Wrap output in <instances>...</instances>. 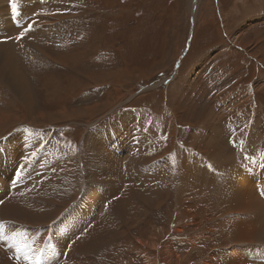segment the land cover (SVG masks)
<instances>
[{"label":"rangeland","instance_id":"rangeland-1","mask_svg":"<svg viewBox=\"0 0 264 264\" xmlns=\"http://www.w3.org/2000/svg\"><path fill=\"white\" fill-rule=\"evenodd\" d=\"M57 1L47 0L36 11L32 5L31 13L27 8L23 13L25 19L45 26L33 38L38 54H23L16 43L11 51L8 48L17 57L14 64L18 60L34 106L29 111L0 79V208L13 196L25 200L28 194L17 196L20 190H36L41 200L50 196L47 191L60 181L48 179L43 188L41 182L63 166L50 157L51 152L59 153L78 176L64 194L62 209L69 203L82 205L92 191L82 205L86 210L79 208L82 218L71 210L66 220L79 216L78 225L84 222L89 233L93 223L100 228L96 232L109 227L111 221L99 216L101 188L112 184L109 170L96 155L90 165L95 177L85 180V174L93 142L107 144L106 136L121 133L125 149L111 154L123 162L115 170V184L152 189L141 191L145 201L136 206L137 212L124 214L109 240L99 247L92 242L80 252L69 251L71 259L58 263L264 264L263 237L242 235L244 225L261 223L260 211L236 210L246 203L238 199H245L249 186V196L257 197L253 202L264 199V0ZM4 4L0 39L15 38L31 48L34 42L21 40L22 33L8 39L2 30H12L10 23L15 22L8 17L21 10ZM214 114L222 118L214 120ZM130 117L143 124L125 123ZM208 162L211 167L204 169ZM33 163L36 176L30 171ZM186 164L193 166L190 171L208 174L191 172L183 178L180 171ZM229 166L241 169L240 179L223 175L225 171L220 174ZM147 172L150 177L144 179ZM34 177L40 189L33 186ZM25 182L31 186L23 187ZM205 184L204 191L200 186ZM221 200L230 201L223 207ZM89 214H94V222ZM114 215L109 217L116 219ZM69 222H60L59 229ZM26 226L0 219V244L7 251L14 247L27 252L40 233ZM237 226L240 237L234 234ZM43 242L42 253L37 254L36 244L32 248L36 264H43L47 249L56 248L49 234ZM60 253L58 258L66 251Z\"/></svg>","mask_w":264,"mask_h":264},{"label":"bare ground","instance_id":"bare-ground-1","mask_svg":"<svg viewBox=\"0 0 264 264\" xmlns=\"http://www.w3.org/2000/svg\"><path fill=\"white\" fill-rule=\"evenodd\" d=\"M2 2L3 1H0V7L2 5ZM26 8H24L22 10L25 11ZM26 11H28V8L26 9ZM11 24L13 25V23H10V25ZM31 28H32V26L30 25L29 29L31 30ZM25 39L26 40L28 39V41H25V42H29V38H24L23 40H25ZM240 45L243 46V44H241V40H240ZM8 48L10 50V47H8V46H5V48L0 47V63H1L0 70L2 71L1 74L4 77H7L9 79L7 82L11 83L15 92L21 96L23 104H27L26 107L30 111V108L33 107L34 105H33L31 93L29 90V86L27 84L28 82L26 79L23 78L24 75H22L20 73L19 66L16 65V63H18V60H16V62L14 64V61L17 57L14 56L13 53H10ZM9 53H10V55H9ZM9 70H10V72H9ZM108 130H109L108 132H110V134H113V131H111L112 129L111 130L108 129ZM102 131H104V130H101L100 132H102ZM97 133H99V132H97ZM38 136H40V135H38ZM32 137H34V136L32 135ZM36 137H34V138H36ZM24 138H26V137H24ZM105 138L108 141L107 144L104 143L103 140L95 141L92 144L93 150L91 151V160L89 162V165L87 164V167H86L85 180H87L88 178L92 179V177H95V174H94V172H92L90 165L91 164L93 165V163H95V158L97 155V160L106 166L107 171L109 170L108 175H110L112 177L111 182L113 184V185L112 184H110V185L106 184L105 185L106 187L101 188L103 190L104 195H109L112 193V195H111L112 197L111 198H105L104 195H103V197H101L99 203L101 205L100 208L102 210H101L100 215H99V213H98V215L100 216V219H102V220H105L106 218H108L111 221V225L109 227L102 228V230H100L99 232H96L100 228L97 224L93 223L94 224L93 228H92L93 232L89 233L91 228L86 226L84 224V222H81V225H78L80 222L78 220L79 216H78V218L74 217L70 222L68 220H66V219H68L69 216L72 215V212H75L76 215H80L82 218L84 213H83V211H80L79 208L84 203L89 201L91 194H92L91 190L93 189V187L90 190L87 189V191L84 194H82V196L86 197L89 194V192L91 191L90 195L88 197H86L84 201H82V203H83L82 205L78 203L76 206L74 203H69V205L67 207L62 209L61 206L65 203L64 194H65L66 190H70L72 185L75 184L76 182H78V176H77V172H76L75 167L66 158V156L59 155V153L55 154V153L51 152L50 157L52 159H54L55 161H57V165L59 163H61L63 166L61 167V169H56L54 171L51 170L52 172H50V174H49L50 178H44L42 180L41 188L44 187L43 183L45 181H47L48 179H53V180H59L60 181L59 184L54 183V185H57L58 189L55 187L54 190L51 189V191H47V194H51V195L50 196L43 195L42 200L39 197V192L36 195V193H35L36 190H31V191H27V192L20 190L19 193L17 194V196L28 194V196L24 197L25 200H19L18 201L17 199L19 197L13 196L12 200L5 202L3 204V206L0 208V219H2L3 221H12L15 225H19V224L25 225L26 224L29 228H31V230L35 231V229H36L35 234L40 233V237H39V239L37 237L36 241L31 245L30 249L25 248V250L28 249L27 252L22 251L21 249L14 248V247L9 248L13 252V256H11V254H12L11 251H7L8 249H6L5 247H3L0 244V261H1V264H36V257L37 256H36V253L33 251L34 249H32V248L36 244L35 248L37 249V254L42 253V251L39 250V246L40 247L44 246L43 241H45L48 234H49V239H51V241H52L50 243L51 247L56 246V248H55V251L54 250H48V249L46 250V255L44 257L45 261L43 260V264L65 263L67 260H69L68 257H70V259H71V255H70L69 251L80 252L79 249L83 248V250H85V249L89 248V245L92 242H95L96 244H98L97 247H99L100 244H103L104 240H107V239L109 240V238H111L115 234V232H116L115 226L117 224H120V222H121L120 220L123 219L124 214L128 210H132L133 212L138 211L139 207H136V206H140V204L145 201V199H144L145 198V195H144L145 192H141V190H135L133 192H127V190L125 188H123L121 185L115 184V182H116L115 181V170L118 169V165H120V167H121V163H120V159H118V161L113 160V157H111V154L115 151H120L122 147H124V149H125L124 135L121 133H117L114 136H106ZM203 138H204V136H203ZM116 140L118 142H116ZM30 145H33V144H30ZM116 146H117V148H116ZM29 150H34V148L29 149ZM44 152H45V150H44ZM44 152L42 151V153H44ZM36 165H37V163L36 164L33 163L32 165H30V169H31L30 171L33 172L35 175H36V171L34 172L33 170H37ZM200 165H202V164H200ZM204 167L209 168L208 166H205V165H204ZM187 168H188V166H187ZM25 170H28V171H26V173L29 172V169H25ZM240 171L238 170V171L232 172V175L239 178V172ZM191 172H198V173L205 174L204 171H198V170L197 171H194V170L190 171L189 170V171H186L185 173H183L182 177L187 178L188 173H191ZM33 173H31L30 176ZM229 175H230V173H229ZM142 177L143 178H149L150 175L147 172V173H143ZM229 177H227V179H229ZM19 178H20V176H19ZM36 178H35V181H36ZM259 178H261V177H259ZM31 179H29V180H31ZM12 183L13 182L10 181L9 185L11 186ZM32 184H33V182H32ZM39 184H40V180L38 181V183L36 181V185L34 184L33 186L35 188L40 189ZM245 184H247L246 186H249L247 183V180H245ZM1 186L4 187L7 185L1 183ZM25 186H31V183L25 182L23 187H25ZM246 189H248V191L244 193L246 195V197L244 194H242V195H244L245 199L241 200L240 196H238V197H240L239 199L237 198L239 201H246V203L241 205L240 207L238 206V209H236V210L247 211V212H251L253 210L254 211H260L262 221H261V223H255L254 225H252V224L244 225L243 227L246 230L244 231V233H242V235H243V237H248V238H251V237H257L258 238L259 237L261 239V237L264 236V199H262L261 201L258 200V201H256V203L253 202V199H257V197L255 198L253 196H249L251 193H253V188L251 190V188L249 186ZM238 190H235V192ZM236 193H238V192H236ZM34 196H35V198H33ZM254 196H255V194H254ZM258 197H260V196H258ZM107 199L110 202H108ZM229 201L230 200H221V201H219V204L223 205V207H226L227 202L229 203ZM250 201L252 203H250ZM47 203H51V204L46 205ZM231 203H230V206H232ZM238 205H239V203H238ZM45 206L49 210H46V211H42L43 209L40 210V208H44ZM233 206H236V205H233ZM82 208L84 210H86V208L84 206H82ZM71 210H73V211L71 212ZM113 213L115 214L114 217H116V219L109 217V216H112ZM93 215L94 214L87 215V216L91 217L90 218L91 222H94V220H95V218L93 220ZM64 220L66 222H69L68 225L64 226V228L67 229V231H65L64 228L59 229V226H60L59 223L64 221ZM102 220H101V223H102ZM83 224L85 226H83ZM102 225H103V223H102ZM242 229H241V231H242ZM237 230H238V232H235L234 234L237 237H240V234H239L240 230H239L238 226H237ZM86 234H88V235L84 237V235H86ZM61 239H63L62 242H61ZM22 245L24 247L26 246V244L25 245L22 244ZM97 247H96V249H97ZM62 251H66V254L62 255L61 257L58 258V256H60V254H61L60 252H62ZM27 253H28V256H27ZM43 254H45V252H43ZM56 258H58V259L56 260ZM59 259L61 260V263H58Z\"/></svg>","mask_w":264,"mask_h":264},{"label":"crops","instance_id":"crops-1","mask_svg":"<svg viewBox=\"0 0 264 264\" xmlns=\"http://www.w3.org/2000/svg\"><path fill=\"white\" fill-rule=\"evenodd\" d=\"M1 1V0H0ZM3 2L5 3L4 4V6L3 7H8V8H10V9H17V8H19V7H23L22 9H24V8H28V13H31V6L33 5L35 8H37L38 6H41L40 4L41 3H43L44 5H46V3H47V0H3ZM18 10L17 12H15L14 13V17L16 18V16H19V17H21L22 15H23V12H24V10ZM4 10H5V8H4ZM25 14H27V13H25ZM24 14V15H25ZM31 15V14H30ZM29 15V16H30ZM28 16V15H27ZM22 19H25V17H22ZM40 23H41V21H39V23L37 24L36 23V21L34 22L33 21V19H25V21H17V22H15V23H13V25L11 24L10 26H11V28H12V30H10V29H8V26L6 27V29H2V30H5L7 33H8V35H7V37H8V39H12L14 36H16L17 34H19V33H22V35H21V37H20V39L21 40H23L24 38H30V40H31V44H32V41H33V38H35L36 37V33H38V31H42L43 32V27H45V26H39L40 25ZM19 25L18 27L17 26H15V25ZM32 26V28H31V30L29 29V26ZM2 26H4V25H2ZM39 26V27H38ZM0 28H1V26H0ZM30 31V32H29ZM45 31H47V30H45ZM26 32V33H25ZM11 36V37H10ZM6 37V38H7ZM5 39V38H4ZM20 42L21 41H18L17 42V40L14 38V39H12V41H6V40H1L0 39V47L1 48H5V46H8V47H10V50H11V46L13 45V43H16V44H18V48H19V50H20V52L21 53H23V54H27V55H36V54H38L41 50H40V48L35 44V42H34V44L35 45H32L31 46V48H27V47H25V46H23V45H21L20 44ZM9 55H10V53H9ZM13 55L14 56H16L14 53H13ZM0 66H1V63H0ZM1 70H0V79L4 82V84H6L12 91H13V93H14V90H13V88L9 85V83L7 82V79L6 78H4V76L1 74ZM9 72H10V70H9ZM15 95H16V93H14ZM2 94H1V92H0V96H1ZM20 96V95H19ZM21 97V96H20ZM22 99V98H21ZM30 110H31V108H30ZM227 111H230V109H227L226 110V112ZM214 116V120L219 116L220 118H222L221 117V114L220 115H217V114H214L213 115ZM125 123H133V122H136V123H138V124H143L142 122H137V119L136 118H134V117H130V118H128V119H125V121H124ZM32 141V139L29 141V142H31ZM28 147L30 148V149H32L31 148V146L30 145H28ZM34 151V150H33ZM231 156V155H230ZM211 160H213L214 162H216L215 161V159L214 158H210ZM234 160H235V158H234ZM134 161L135 160H132V164L134 163ZM156 162V161H155ZM157 163V162H156ZM217 163V162H216ZM253 163V161L251 162V164ZM122 166H123V162H121V168H122ZM143 166V165H142ZM187 166H188V168H187ZM205 166H208V167H210L211 165L209 164V162L207 163V165H205ZM262 166H263V168H264V163L262 164ZM190 167H193V166H190V165H185L184 167H182V169H181V171H180V176L182 177V175H183V173H185L186 171H189L190 170ZM235 168H237V167H233V166H229V167H227V168H225V169H223L222 170V173H223V171H225V173L223 174V175H225V176H227L229 173H230V175L232 174V172H235L234 171V169ZM244 168H247V167H244ZM248 169V168H247ZM227 170H229V171H227ZM241 170V169H240ZM198 171H203V170H200V169H198ZM236 171H238V170H236ZM205 172V174L207 175L208 173L206 172V171H204ZM128 179V178H127ZM144 179H148V178H144ZM130 180H132V181H135V179H131L130 178ZM121 182H125V178H123V179H121ZM125 184L126 185H124L123 186V188H125L126 190H127V192H133V191H135V190H141V191H143V190H145V188H147V189H149V190H151L152 189V187L150 188V187H138V185H136V186H132V185H130V183H126L125 182ZM200 187H202L203 188V190L205 191V189H206V184H205V187H203V186H200ZM235 188V187H234ZM238 188V187H237ZM256 189H257V187H256ZM148 190V191H149ZM222 234V233H221ZM263 240H264V236H263ZM264 242V241H263ZM239 247H241V248H244V246L243 245H238ZM258 255L259 254V252H255L254 253V255Z\"/></svg>","mask_w":264,"mask_h":264}]
</instances>
